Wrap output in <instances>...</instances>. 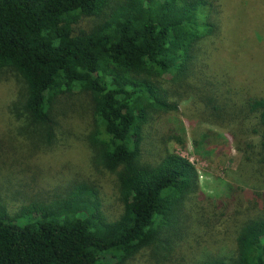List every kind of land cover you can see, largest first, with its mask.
I'll list each match as a JSON object with an SVG mask.
<instances>
[{"label":"trees","instance_id":"trees-1","mask_svg":"<svg viewBox=\"0 0 264 264\" xmlns=\"http://www.w3.org/2000/svg\"><path fill=\"white\" fill-rule=\"evenodd\" d=\"M234 1L241 22V1L262 0ZM218 7L217 0H0V72L23 85L21 100L9 109L24 121L17 130L50 145L59 99L85 96L96 122L90 145L100 166L116 175L122 203L120 216L108 221L86 184L13 214L0 196V264H126L163 242L194 196L198 176L174 153L143 162L145 130L156 114L176 110L162 83L168 76L182 84L193 78L197 47L219 29ZM89 17L96 19L91 27L76 29ZM244 99L233 89L216 92L215 122L243 117L264 170V95ZM232 101L242 105L235 112ZM193 264H264V210L240 223L233 254Z\"/></svg>","mask_w":264,"mask_h":264},{"label":"rangeland","instance_id":"rangeland-1","mask_svg":"<svg viewBox=\"0 0 264 264\" xmlns=\"http://www.w3.org/2000/svg\"><path fill=\"white\" fill-rule=\"evenodd\" d=\"M217 1L218 31L197 47L195 74L187 84L170 82L169 76L162 83L176 110L154 116L142 147L143 162L164 152L188 160L197 171V190L185 201L177 225L162 234L163 242L142 249L126 264H193L231 255L240 223L264 210V170L257 164V148L248 145L254 137L243 117L230 122L228 116L224 126L216 123L212 107L218 104L211 102L216 92L231 89L242 102L263 97L264 0L253 6L241 1V22L236 1ZM95 21L83 18L76 29H88ZM22 88L12 73L0 72V196L8 212L32 201L64 198L86 184L96 191L103 216L116 220L122 213L116 175L100 166L90 145L96 122L85 96L59 99L55 138L45 145L37 143L36 133L20 134L24 121L9 113L21 100ZM235 104L240 103L232 101L233 112L242 106Z\"/></svg>","mask_w":264,"mask_h":264}]
</instances>
